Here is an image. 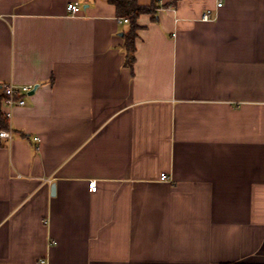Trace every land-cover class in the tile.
I'll return each instance as SVG.
<instances>
[{
  "label": "crops",
  "instance_id": "crops-1",
  "mask_svg": "<svg viewBox=\"0 0 264 264\" xmlns=\"http://www.w3.org/2000/svg\"><path fill=\"white\" fill-rule=\"evenodd\" d=\"M137 2L0 0V264H264V0Z\"/></svg>",
  "mask_w": 264,
  "mask_h": 264
},
{
  "label": "trees",
  "instance_id": "trees-1",
  "mask_svg": "<svg viewBox=\"0 0 264 264\" xmlns=\"http://www.w3.org/2000/svg\"><path fill=\"white\" fill-rule=\"evenodd\" d=\"M109 3L113 4L116 11V16L121 21L123 18H127L129 27L123 33L124 38V51H125V64L132 67L135 60V39L137 36V17L142 13H151L154 10L153 5L144 6L140 5L137 0H107ZM2 85H0V128H7V118L3 111V100L4 93L2 92Z\"/></svg>",
  "mask_w": 264,
  "mask_h": 264
},
{
  "label": "built area",
  "instance_id": "built-area-1",
  "mask_svg": "<svg viewBox=\"0 0 264 264\" xmlns=\"http://www.w3.org/2000/svg\"><path fill=\"white\" fill-rule=\"evenodd\" d=\"M222 5L221 1H218L216 6L219 7ZM66 9L69 13H76L80 10V6L76 2H69L66 6ZM209 13L206 12L201 16V19L206 21L209 20ZM121 21L128 22L127 18H123ZM2 92L4 93L5 97L3 100V111L4 115L7 119L11 117V108L16 105H24L25 100L23 99V95L30 92L33 89L34 85H15L12 83H4L2 84ZM10 133L6 129L0 128V141L5 138H9ZM159 178L164 181H168L169 177L165 172H161ZM90 189H96V182L90 181L89 183ZM37 264H43V261L38 262Z\"/></svg>",
  "mask_w": 264,
  "mask_h": 264
},
{
  "label": "water",
  "instance_id": "water-1",
  "mask_svg": "<svg viewBox=\"0 0 264 264\" xmlns=\"http://www.w3.org/2000/svg\"><path fill=\"white\" fill-rule=\"evenodd\" d=\"M34 89H35V86L33 87L32 91H33ZM53 187H54V186L52 185V190H53Z\"/></svg>",
  "mask_w": 264,
  "mask_h": 264
}]
</instances>
